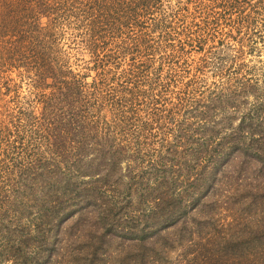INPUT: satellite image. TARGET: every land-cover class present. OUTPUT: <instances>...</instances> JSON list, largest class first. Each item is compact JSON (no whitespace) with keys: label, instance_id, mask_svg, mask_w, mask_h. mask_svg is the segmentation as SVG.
Returning <instances> with one entry per match:
<instances>
[{"label":"trees","instance_id":"trees-1","mask_svg":"<svg viewBox=\"0 0 264 264\" xmlns=\"http://www.w3.org/2000/svg\"><path fill=\"white\" fill-rule=\"evenodd\" d=\"M225 26L243 32L254 52L251 38H260L264 30V0H0V217L15 214L5 204L13 186L26 187L24 179L31 199L41 203L33 205L39 219L34 226L40 236L34 239L37 252L15 264H40L56 221L76 213L82 217L90 205L98 229L109 239L137 247L163 241L165 248L167 231L178 223L192 235L185 217L202 200L201 188L213 185L221 162L233 153L254 161L264 157V63L249 76L235 73L232 79L224 102L235 105L228 107L238 115L235 126L232 117L226 118L215 132L216 107L201 106L207 102L198 87L201 70L189 58L194 51L216 55V44L226 45ZM236 52L242 54V46ZM82 70L96 71L91 83ZM14 72L28 83L24 102L10 77ZM248 95L254 103L241 111ZM105 111L111 122L103 119ZM102 123H109L111 136L117 129L127 139L109 146L106 159L95 162L105 170L103 177L82 186L69 171L81 168L87 152L102 157L107 146L102 139L109 138L100 132ZM208 123L216 126L205 131ZM203 139L207 142L199 145ZM141 146L151 153L147 164L157 183L150 194L159 196L152 197L151 210L144 212L138 190L139 204L131 214L118 205L127 199L114 188L119 179L112 176L123 160L115 155L128 150L132 162ZM193 147L200 161L184 170V194L173 196L165 187L181 169L180 158ZM97 183L102 193L91 188ZM108 192L109 201L103 195ZM15 193L24 198V192ZM203 247L196 243L197 250ZM209 257L197 263V255L193 261L220 264L218 257ZM129 261L148 264L147 253Z\"/></svg>","mask_w":264,"mask_h":264},{"label":"rangeland","instance_id":"rangeland-1","mask_svg":"<svg viewBox=\"0 0 264 264\" xmlns=\"http://www.w3.org/2000/svg\"><path fill=\"white\" fill-rule=\"evenodd\" d=\"M222 30L226 33L224 36L226 45L223 47L220 43L216 44V55L207 54L205 56V52L194 51L189 58V62H194L192 66L201 70L198 73V87L200 91L204 92L203 95L207 101L203 102L201 106L212 107L211 105H213L216 107L215 117L213 116L212 121L218 124L214 125L216 127L212 126V123L205 124L202 127L205 131L214 127L216 132L226 118L232 117L234 126L238 123V115L233 111L234 109L228 108L235 105H226L224 99L227 97L225 95L227 96L231 92L229 89L233 87L232 79L235 77V73H246L249 76L252 74L250 73L251 69L256 70L264 63V30L261 31L260 38H251L256 41L254 52L250 50L249 40L243 32H238L230 26H225ZM216 41L220 42L218 39ZM241 46L243 53L239 54L236 51ZM81 55L82 60H88L86 53L81 52ZM82 72L87 73L88 77L85 79L87 83H91L96 76L95 70L90 72L82 70ZM255 73L257 74V72ZM10 77L17 84L18 93L24 102L28 96V83L22 82L16 72L12 73ZM259 86L262 87L261 82ZM218 96H222L219 101L216 100ZM209 100L213 101L210 103ZM253 103L254 99L248 95L244 107L242 106L240 110L245 111ZM220 107L226 110L222 111ZM23 108L27 109L26 106ZM207 109L208 114L212 115L210 108L209 111ZM28 110L30 113L31 109ZM102 115H104L103 119L111 122L112 116L109 112L105 111ZM104 123H102L103 128L99 127L100 132L109 135L108 139H102L106 140L104 144L107 145L106 149L102 151L104 156L101 157L100 154L91 151L87 152L81 159V168L76 173L72 171L73 174L69 171L73 178L76 176L77 183L82 186L84 183L89 184L103 177L105 170H101L98 165H95V162L97 160L100 162L103 158L106 159L109 146L117 147L123 143V139H127L117 129L111 136L112 129H109V123L107 125ZM203 142L207 141L203 139L199 141V145ZM196 149L197 147L191 148L187 155L180 158L181 169L174 174L173 183L165 187L168 192L171 191L175 194L173 196L184 194L187 178L184 170L193 166L195 161L198 163L200 161L195 152ZM150 154L149 149L141 146L137 153L134 152L133 155L136 158L132 157V162L128 160L129 155H132L128 150L125 153L117 152L115 155L116 158L123 160L112 176L113 179H119V183L114 185V188L127 199V201L121 200L123 204L118 205L128 208V211H132L131 214H134L133 211L139 204L135 194L138 190L143 192L142 208L144 212L151 210L154 203L152 199L159 196L156 193L150 194V190L157 187L153 171L148 168L147 164ZM156 159L159 160L158 157ZM90 161L94 164L93 169L89 168L92 166ZM219 165L213 185L208 189L201 188L205 191L202 200L192 210L193 213L185 217L187 227L193 232L192 235H188L187 229H182L183 226L178 223L177 226L167 231V237L163 239L167 243L165 248L161 245L163 241H159L156 245H149L151 242H146L145 245L137 247L138 243L112 240L109 239V235H103L98 229V222L95 220V215L91 214L93 208L90 205L89 208L84 209L82 217H78V213H76L66 221L61 223L59 220L56 221L57 224H54V228L47 235V251L41 253L40 264H125L123 259L126 258L128 259L127 264H135L129 261V258L137 260L144 253H147L148 264H197L200 259L202 260L206 256L213 257L214 261L218 257L220 264H264V157L260 161H254V159L244 158V156L233 153ZM178 175H180L179 179ZM167 177L171 176L166 175ZM60 178L57 176V179L60 180ZM24 182L26 184L24 188L13 186V196L10 193L9 203L5 204L7 208L15 211V216L0 217V264H15L17 259L24 260L28 255L33 257L37 252L36 245L33 246L34 239L40 240V236L34 234L36 231L34 226H38L39 219L33 205L39 207L41 203L31 199L29 183L27 184V179H24ZM91 188L95 192L102 193L104 191L101 183H97ZM15 191L24 192V198L21 195H16ZM103 195L105 200L109 201V192ZM193 217L199 221L197 225H194ZM162 237L164 236L156 239ZM25 239H27V246L24 243ZM196 243L204 246L206 253L205 250H197ZM162 248L164 251H161ZM22 250L25 253H19ZM197 255L199 258L197 263H194L193 257ZM223 259H227L226 262H222Z\"/></svg>","mask_w":264,"mask_h":264}]
</instances>
